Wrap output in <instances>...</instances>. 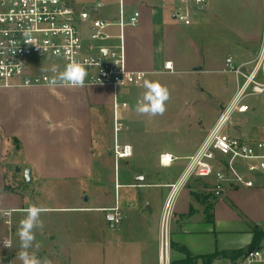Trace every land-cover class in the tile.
I'll list each match as a JSON object with an SVG mask.
<instances>
[{"label": "crops", "instance_id": "0c3cea01", "mask_svg": "<svg viewBox=\"0 0 264 264\" xmlns=\"http://www.w3.org/2000/svg\"><path fill=\"white\" fill-rule=\"evenodd\" d=\"M66 1L88 11L91 19L106 22V38L91 44L93 54H98V47L117 49L119 17L128 21L138 13L136 24L123 28L122 44L127 69L141 72L142 81L116 91L104 85L0 88L2 97L18 95L20 100L0 105V211L9 212L8 225L0 216V263L21 264L17 231L24 210L33 204L46 209L41 215L43 232L36 233L41 243L37 254L52 264H159L161 252L168 264H183L187 257L252 246L253 233L264 232V171L248 176L251 187L224 184L216 188L212 178H190L172 193L168 186L179 180L186 158L235 95L237 83L234 74L226 71L225 59L231 58L245 73L257 58L264 38V0H206L201 7L192 6L187 25L175 17L181 9L178 0ZM98 2L102 5L96 7ZM81 26L87 39V24ZM168 62L170 70L164 68ZM145 79L159 81L169 90L230 91L210 127L190 143L183 134H176L174 123L148 122L130 110L144 91ZM20 90L46 93L53 102L30 112L34 104L32 108L21 104ZM115 98L126 104L116 113ZM242 107L240 113L246 111ZM254 111L260 114L264 106ZM120 121L128 131L118 141L115 124ZM110 128L112 139L106 135ZM262 134L261 139H242L264 141ZM115 145L128 146L130 155L116 158ZM162 153L173 156L170 166L159 163ZM119 166L126 172L122 178L117 174ZM24 169L30 170L31 197L37 196L35 189L42 184L61 191V183L67 181L75 198L64 203L46 196L35 202L26 199L23 190H5L6 175L19 179ZM112 174V184L110 179L102 182V176ZM201 180L214 185L213 193H204L207 188ZM115 204L123 216L118 230L108 226L103 212ZM2 239L10 240L11 247L3 249ZM253 245L264 246V236ZM235 260L218 255L208 264H234Z\"/></svg>", "mask_w": 264, "mask_h": 264}, {"label": "built area", "instance_id": "2783aa9c", "mask_svg": "<svg viewBox=\"0 0 264 264\" xmlns=\"http://www.w3.org/2000/svg\"><path fill=\"white\" fill-rule=\"evenodd\" d=\"M181 9L175 17L183 24L190 23L192 6L201 7L206 0H178ZM96 3V7L101 6ZM135 12L128 21L120 16L119 45L115 50H103L98 54L90 52L92 43L106 38L107 26L102 20L90 18L85 10H77L66 0H0V88L48 87L53 65L63 70L71 62H77L86 69L84 86L104 85L116 91L119 87L140 84L143 74L130 71L125 64L122 31L126 25L137 22ZM87 24V39L82 26ZM264 45V38L261 46ZM40 63L47 65L42 70ZM243 73L231 58L225 59L226 71L233 73L237 90L231 102L221 112L196 150L186 158L179 180L169 185L170 193L183 187L190 178H212L216 188L233 184L251 187L248 176L264 171V141H251L225 132V126L232 111L243 109L240 102L249 95L264 94V60L257 58ZM171 69L170 63L164 65ZM125 103L113 101L114 113ZM116 130V128H115ZM116 158L130 155L128 146L114 147ZM174 158L169 153L159 155V163L170 166ZM117 188V184H115ZM104 218L112 230H118L122 223V212L114 207L103 209ZM164 222L169 216V203L164 208ZM5 224H9L8 211H0ZM6 239L1 240L2 242ZM8 240V239H7ZM3 249H8L2 245ZM264 262V246L245 251L234 264ZM3 264V263H0ZM159 264H168L161 252Z\"/></svg>", "mask_w": 264, "mask_h": 264}, {"label": "rangeland", "instance_id": "374dc122", "mask_svg": "<svg viewBox=\"0 0 264 264\" xmlns=\"http://www.w3.org/2000/svg\"><path fill=\"white\" fill-rule=\"evenodd\" d=\"M40 65L42 70L45 71L47 65L45 63H40ZM248 67H252V65H249ZM229 91L230 90H170L171 98L167 102L166 111L162 116L158 115L152 117L147 115H138L135 112L133 105H131L130 110L134 112L136 117H142L148 122L161 123L164 122V120H168V122L174 123L176 134L178 132L180 135L183 134L190 143H193L210 127L212 122L215 120L217 111H219V113L221 112V109L219 108L222 107L221 105L223 104H221L222 98H224L227 95V92L229 93ZM120 92L124 91L119 90V93ZM19 93L22 95L20 96V99L24 101L21 104L27 105L29 108L34 106L30 112L53 102V97L48 96L46 93L41 94L36 90H20ZM13 101L20 102L18 95L14 97L4 95L2 97V94H0L1 106L7 105ZM32 104L34 105L32 106ZM243 104L246 106V111L240 113V111H243V109L237 111L234 110L227 121L225 131L227 133L230 132L231 134L233 132L234 135L240 136L242 138L261 139V135H263L262 133L264 131V112H260L259 114V112L255 113L254 110H259L264 106V94L246 96L241 100L240 107H242ZM124 112L125 114L126 112L128 113L129 108H127ZM115 127V137L118 139V141H120L124 137L126 131H128V128L124 127L123 121L117 122ZM260 127L262 128V131H260ZM131 128L132 130L137 129L136 127H130L129 129ZM236 128L237 131L235 132L233 129ZM107 129L108 128H106V130ZM146 130L150 131L151 128ZM106 135L112 139L111 128L110 132H108ZM15 170L16 168L14 171ZM9 171L11 172V169H9ZM125 173L126 172L124 169L119 166V169H117V174H119L120 178L124 177ZM22 175L18 177L19 179H14V175L7 174L4 185L6 184L17 191L23 190L22 193L25 195L26 199H33L35 202H39L41 199L44 200L46 196H49L47 197L48 199H61L64 203H67L75 198L70 194L71 183H67V181H65V183H61L63 186L61 191L58 189L55 190L52 184H42V187L40 186V188L38 187L35 189V194H37V196L31 197L28 193V188L30 185L25 182L24 178L22 179ZM99 176L100 175L96 176V182L101 181ZM109 179L111 180L112 184L113 174L110 177H108V175L102 176V182L109 181ZM58 184L59 183H57V185ZM201 186L207 188L206 191L204 189V193L207 191L209 193H213L210 188H212L214 185L211 184V182L201 180ZM121 191L122 190H120V192ZM38 193L41 194L39 195ZM105 193L107 192L105 191ZM100 194L102 195L104 192L100 191ZM201 197H203V195H201ZM110 200L113 202L112 194L110 195Z\"/></svg>", "mask_w": 264, "mask_h": 264}, {"label": "clouds", "instance_id": "9594fccd", "mask_svg": "<svg viewBox=\"0 0 264 264\" xmlns=\"http://www.w3.org/2000/svg\"><path fill=\"white\" fill-rule=\"evenodd\" d=\"M264 60V45L261 46L258 53V61ZM53 73L49 79V86H61L66 88H80L84 86L87 76L86 69L77 62H71L60 70L53 65ZM144 91L137 99L135 112L138 115L162 116L166 111V104L171 98V92L167 86L159 81L145 79L143 82ZM46 209L40 205H30L24 210L25 215L19 222L17 236L20 242V250L17 253L21 264H52L51 260L41 259L38 256V250L41 243L36 239L37 231L43 232L44 221L41 219L42 213ZM2 245L6 248L11 247L10 240H4Z\"/></svg>", "mask_w": 264, "mask_h": 264}, {"label": "trees", "instance_id": "16d2710c", "mask_svg": "<svg viewBox=\"0 0 264 264\" xmlns=\"http://www.w3.org/2000/svg\"><path fill=\"white\" fill-rule=\"evenodd\" d=\"M4 189L5 190H9L12 191V188L8 185H4ZM264 236V232H257L255 231L253 233V240H252V246L244 249V250H236V251H228V252H214L211 254H206V255H201V256H196V257H187L182 263L183 264H195L197 260L201 261V264H208V262L213 259L214 257L221 255L222 257L225 258H230L231 260H235L238 256H240L241 254H243L245 251L247 250H251L254 249V242L255 239L258 237H263Z\"/></svg>", "mask_w": 264, "mask_h": 264}, {"label": "water", "instance_id": "95a60500", "mask_svg": "<svg viewBox=\"0 0 264 264\" xmlns=\"http://www.w3.org/2000/svg\"><path fill=\"white\" fill-rule=\"evenodd\" d=\"M16 171H19V170L16 169ZM23 178H24L25 182H27V183L30 182V170L29 169L23 170Z\"/></svg>", "mask_w": 264, "mask_h": 264}]
</instances>
